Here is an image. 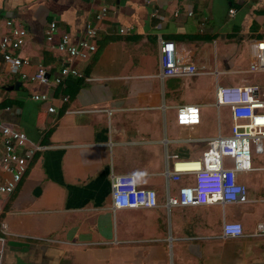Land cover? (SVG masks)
Here are the masks:
<instances>
[{
  "label": "crops",
  "instance_id": "crops-1",
  "mask_svg": "<svg viewBox=\"0 0 264 264\" xmlns=\"http://www.w3.org/2000/svg\"><path fill=\"white\" fill-rule=\"evenodd\" d=\"M102 7L107 14L96 21ZM6 20L27 31L17 54L28 64L11 74L0 54V123L45 149L0 201V221L10 233L3 264H264V237L255 236L264 221V142L262 158L237 175L246 203L164 206L168 194L193 183V176L180 183L165 178L166 156H188L177 144L183 142L177 108L199 107L190 136L206 144L229 134L220 124L225 106L215 105L218 86L264 89L250 77L220 80L264 79V72H249L248 55L251 40L264 41V0H0V37L9 32ZM51 22L57 26L52 44L45 40ZM87 23L97 29L96 51L72 63L81 77L55 85L66 65L55 49L59 36L77 42ZM159 39L173 42L198 74L161 78ZM246 62L248 68L240 67ZM41 66L47 85L21 79ZM33 94L48 99L35 102ZM224 116L230 119L229 110ZM126 174L156 192V208L112 209V177ZM8 177L0 172L1 182ZM224 222H239L243 236L224 238Z\"/></svg>",
  "mask_w": 264,
  "mask_h": 264
},
{
  "label": "built area",
  "instance_id": "built-area-1",
  "mask_svg": "<svg viewBox=\"0 0 264 264\" xmlns=\"http://www.w3.org/2000/svg\"><path fill=\"white\" fill-rule=\"evenodd\" d=\"M233 12V10L229 11L230 14ZM106 14L107 8L102 7L95 16L96 21L102 20ZM177 15L175 13V16ZM188 15H191V12ZM5 25L9 32L0 37V54L8 72L16 74L28 64L27 59L17 54L26 42L27 31L15 26L11 20H6ZM56 34V24L49 23L45 40L52 44ZM96 37L97 29L90 23L85 25L84 37L77 42H72L68 33L59 36L55 49L63 54L66 65L60 68L59 76L54 78L55 85H59L64 77H81L72 67V63L75 60H86L96 51L94 41ZM248 46L249 72H264V41L251 40ZM159 65L161 78L192 77L198 74L196 66L176 50L173 42L162 39H159ZM20 77L23 81L41 85H47L49 82L42 66L32 76L21 73ZM215 97L217 108L225 106L229 109L231 121L229 134H219L216 138L208 140V151L203 154L201 160L166 156V161L171 163V170L165 173L168 181L180 183L183 177L193 176L192 184L180 186L174 196L169 194L166 196L164 206L167 209L247 202V188L237 180V175L251 170L252 147L256 154L263 152L264 99L260 98V87L252 84L218 86ZM31 99L35 102H46L48 97L45 94H33ZM62 100L66 102L68 97ZM47 111L52 113L54 108L49 107ZM199 123L198 106H179L176 110L175 124L182 133L177 140L199 141V138L190 136V128L197 127ZM0 136L2 138L0 172L9 176L8 179L0 181V201H2L15 191L33 155L45 148L29 144L24 132L11 129L3 123H0ZM111 201L114 211L153 209L158 206L156 192L140 187L135 176L129 174L112 177ZM2 213L3 208L0 204V215ZM9 235L7 225L0 221V264H3L6 240ZM222 236L233 239L242 237L241 224L224 222ZM255 236L264 237V221L257 224Z\"/></svg>",
  "mask_w": 264,
  "mask_h": 264
},
{
  "label": "rangeland",
  "instance_id": "rangeland-1",
  "mask_svg": "<svg viewBox=\"0 0 264 264\" xmlns=\"http://www.w3.org/2000/svg\"><path fill=\"white\" fill-rule=\"evenodd\" d=\"M240 67L248 68V62H246L245 65H243V63L240 64ZM249 77L252 78V79H257V81L259 83H264V79L259 78L260 77L259 75H249L248 76L246 74L221 76L220 77V80L223 81V79H225V80L231 81L234 78H239V79L240 78L241 79L242 78H247L248 79ZM260 98L261 99H264V89L263 88H260ZM225 108L222 109V111H221L222 112V115H221V118H220V124H221V128H222V134H226L229 131L230 125H231L230 119L228 117H225L224 116V110H227V111L229 110L228 108H226V109ZM213 118L214 117H211L209 115V120H212L213 121ZM215 123L217 125L216 118H215ZM178 131L180 133H182L179 129H178ZM177 144H178V146L180 148L179 152L180 153L181 152H184L185 155H188L187 157L182 158V159H189V160H191V159L201 160L202 157H203V154L206 153L208 151V148H209L208 143L203 144V143H200V142H193V141H191V142H179ZM262 156H263V153L262 154H256L255 151H254V148L252 147L251 159L253 161L258 160V159H261Z\"/></svg>",
  "mask_w": 264,
  "mask_h": 264
}]
</instances>
